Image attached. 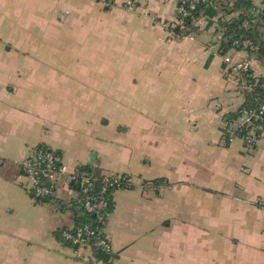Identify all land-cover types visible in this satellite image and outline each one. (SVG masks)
Listing matches in <instances>:
<instances>
[{
    "label": "crops",
    "instance_id": "0c3cea01",
    "mask_svg": "<svg viewBox=\"0 0 264 264\" xmlns=\"http://www.w3.org/2000/svg\"><path fill=\"white\" fill-rule=\"evenodd\" d=\"M238 1L205 0L196 35L170 40L176 0H0V264H264V137L250 152L223 132L246 101L223 24L262 4ZM228 54L264 76L257 52ZM38 146L133 178L111 196L108 262L59 239L83 216L75 185L31 196Z\"/></svg>",
    "mask_w": 264,
    "mask_h": 264
},
{
    "label": "built area",
    "instance_id": "2783aa9c",
    "mask_svg": "<svg viewBox=\"0 0 264 264\" xmlns=\"http://www.w3.org/2000/svg\"><path fill=\"white\" fill-rule=\"evenodd\" d=\"M176 2V22L174 24L165 23L163 24L164 27L166 30H169L173 38L194 37L195 33L192 31L186 36L179 35V33L174 30V27L186 29V31L188 30L187 27H185V20L192 15L191 11L196 10L197 6L200 4V0H176ZM124 4L127 10L134 11L137 5V0H125ZM263 11L264 0H262V4L256 11V15H261ZM234 44H239V41H235ZM239 45L243 47V49L255 50L253 42L249 39L243 40ZM222 57L231 74L240 76L241 79H244V77H246L251 71L252 60L249 58L236 60L228 53ZM243 87L245 89L248 88L246 86ZM263 112L264 103L260 105L257 111H246L244 115L248 118V121L244 124L238 125L236 128L250 126L252 118H260ZM230 127L231 126H229L228 123H225L224 130L229 131ZM260 129L264 132V125L261 126ZM254 132L255 131H249L248 138L245 139L248 150H250V147H254V144L257 142L258 138ZM263 135L264 133L261 134V137ZM233 137L234 136L232 135L231 140ZM21 172V176L28 182L27 188L31 196L36 200H52L61 183H66V185H77L79 190L77 204L81 205L84 212L96 216L98 222L104 225L105 220L110 213L109 203L111 200L109 199V195H107L109 190L111 189L110 192L112 191L111 193H113L120 189H132L135 185L133 178L129 175L111 174L100 178L103 181V187H101L97 193H94L95 182L100 180L99 178L95 177L91 171L84 167H78L74 171H70L58 153L44 146H38L32 149L27 159L21 163ZM59 239L62 242L76 247L77 251H91L93 255L97 252H102L109 257H113L114 255L111 242L105 229L94 228L87 223L79 225L74 229L61 230L59 233ZM80 255L81 254H79V256ZM91 260L94 263H98V260L93 257Z\"/></svg>",
    "mask_w": 264,
    "mask_h": 264
},
{
    "label": "trees",
    "instance_id": "16d2710c",
    "mask_svg": "<svg viewBox=\"0 0 264 264\" xmlns=\"http://www.w3.org/2000/svg\"><path fill=\"white\" fill-rule=\"evenodd\" d=\"M236 5H237V8L239 7V8L248 9L250 7V4L246 0H239ZM204 7H205V0H200V4L197 6L196 10L191 11L192 15L186 18L185 27H187L188 29L187 31L186 29H180L178 27L177 28L174 27V30L177 31L179 35H182V36H186L187 34L191 33V31L194 32L196 35L197 28L195 26V21L200 17V14L202 10L204 9ZM171 24H174V23H171ZM223 27H224L225 32H224V35L222 36L221 48H219V53L222 56L227 54L230 50L242 49L243 47H241L239 44L243 40L249 39L253 42L254 47L257 46L259 48L257 51L253 49H249V52L250 53L257 52V56L264 64V35H263L264 34V11L263 13H261V15H256V11H255V15H252L251 12H249V10H245L244 12H240L238 18L225 22L223 24ZM235 41H239V44L235 45L234 44ZM237 79L239 80L238 82L239 88L243 86L248 87L244 91L246 95V101L244 102L243 106L237 113L231 114L228 117H226L227 119L226 123H228L229 126L231 127L229 128V131H225L223 127V132L225 134L224 140L226 143H230L232 135L234 137L236 136L245 142V147L248 149V146L245 140L248 138V135H249L248 132L255 131L254 133L258 139L261 137V134L264 133L262 129H260V127L264 125V112L261 114L260 118L253 117L250 126H247L245 128H235L234 125L236 121L243 114L246 113V111H249V110L257 111L260 105L264 103V88H263L264 76H260V77L255 76L253 69L251 68V71L246 75V77H244V79H241L240 76H237ZM240 131H243V132H240ZM85 169H88L89 171H91L89 168H85ZM75 186L78 189V186L77 185ZM101 187H103V181L100 179L95 182L94 193H97ZM110 190H109L110 194L109 193L107 194L109 195V199L111 200V202L109 203V211L112 210V198H111L112 191L110 192ZM38 201H41V200H38ZM47 201L49 200L48 199L43 200V202H47ZM78 205L81 207L80 204ZM82 215L83 216L79 220H77L76 225L79 226V225L87 223L91 227L105 229L104 224L98 222V218L96 216L84 212L83 209H82ZM93 258L97 259L98 262H102V261L108 262L112 257L106 256L102 252H97L93 255Z\"/></svg>",
    "mask_w": 264,
    "mask_h": 264
},
{
    "label": "rangeland",
    "instance_id": "374dc122",
    "mask_svg": "<svg viewBox=\"0 0 264 264\" xmlns=\"http://www.w3.org/2000/svg\"><path fill=\"white\" fill-rule=\"evenodd\" d=\"M163 27H164V25H163ZM165 28V27H164ZM165 30H166V28H165ZM167 31V34H168V36H169V39L171 40L172 38H173V36L171 35V33L169 32V30H166ZM183 39L184 38H187V37H182ZM182 38H176V39H182ZM191 38H193V37H191ZM231 75V74H230ZM232 76H234L235 77V75H233L232 74ZM246 89L244 88V87H241V90L240 91H245ZM242 116H244V114L242 115ZM248 118L245 116V117H243L242 119H240L239 121H242L241 123L242 124H244L245 122H247L248 120H247ZM239 125H241L240 123H239ZM237 127V125H235V128ZM264 137V135L261 137V138H263ZM236 138H238V137H234L233 139H236ZM261 138H259V139H257V142L254 144V147H250V152H252V151H254L255 149H256V146H257V144H258V142H259V140L261 139ZM113 248V247H112Z\"/></svg>",
    "mask_w": 264,
    "mask_h": 264
}]
</instances>
